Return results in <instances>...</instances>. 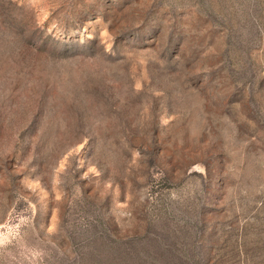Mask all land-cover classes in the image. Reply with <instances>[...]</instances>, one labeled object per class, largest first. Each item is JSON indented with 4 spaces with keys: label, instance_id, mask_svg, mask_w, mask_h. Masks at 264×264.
I'll return each instance as SVG.
<instances>
[{
    "label": "rangeland",
    "instance_id": "374dc122",
    "mask_svg": "<svg viewBox=\"0 0 264 264\" xmlns=\"http://www.w3.org/2000/svg\"><path fill=\"white\" fill-rule=\"evenodd\" d=\"M0 264H264V0H0Z\"/></svg>",
    "mask_w": 264,
    "mask_h": 264
}]
</instances>
